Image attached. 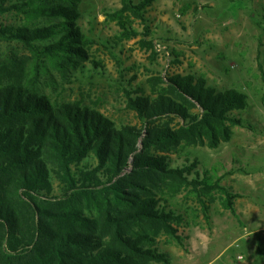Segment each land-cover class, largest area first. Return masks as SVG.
I'll list each match as a JSON object with an SVG mask.
<instances>
[{"label":"trees","instance_id":"16d2710c","mask_svg":"<svg viewBox=\"0 0 264 264\" xmlns=\"http://www.w3.org/2000/svg\"><path fill=\"white\" fill-rule=\"evenodd\" d=\"M152 1L121 0L107 13L119 40L138 35L132 21L147 22ZM80 3L0 0V15L18 18L0 21V41L10 46L0 54V264L168 263L157 239H183L184 215L172 199L186 192L206 213L205 198L218 193L237 216L233 199L241 196L219 177L193 173L196 161L173 165L169 155L181 146L217 148L234 126H252L235 113L248 96L191 71L152 72L148 93L122 88L139 125H118L61 92L53 98L44 80L57 83L53 70L66 79L88 59ZM144 31L151 33L148 25Z\"/></svg>","mask_w":264,"mask_h":264},{"label":"rangeland","instance_id":"374dc122","mask_svg":"<svg viewBox=\"0 0 264 264\" xmlns=\"http://www.w3.org/2000/svg\"><path fill=\"white\" fill-rule=\"evenodd\" d=\"M79 7L77 23L89 39L88 59L81 63L83 69L71 71L66 79L53 70L57 83L49 85L44 80L42 86L53 98L61 92L64 100L93 106L118 125H139L135 113L126 107L122 88L140 85L148 93L152 72L191 71L217 89L234 88L248 96L247 107L235 113L252 126H234L231 139L217 148L181 146L169 155L173 165L196 161L193 173L219 177L220 184L241 195L233 199L237 216L221 205L218 193L212 194V200L205 198L206 213L195 196L179 193L171 202L184 215L179 227L182 244L159 237L157 246L166 253L168 263L154 264H261L264 0H153L147 7V22L132 21L138 35L123 40L118 39L117 20L107 16L121 7V0H81ZM0 21L13 24L18 18L4 14ZM145 25L151 31L148 36H144ZM149 41L154 47L148 46ZM7 48L10 46L0 41V54ZM92 59L103 67L93 69Z\"/></svg>","mask_w":264,"mask_h":264},{"label":"crops","instance_id":"0c3cea01","mask_svg":"<svg viewBox=\"0 0 264 264\" xmlns=\"http://www.w3.org/2000/svg\"><path fill=\"white\" fill-rule=\"evenodd\" d=\"M247 208L249 209V206H248V204H247ZM248 209H247V210H248ZM256 210H257V212H258V211H260V209H259V208H257ZM246 213H248V211H247ZM250 216H251V215H250ZM261 258H262V259H261V260H262V261H261V264H264V259H263V258H264V256H262Z\"/></svg>","mask_w":264,"mask_h":264}]
</instances>
